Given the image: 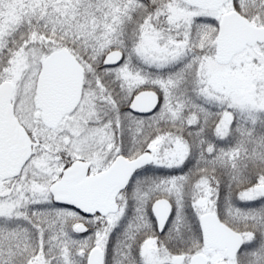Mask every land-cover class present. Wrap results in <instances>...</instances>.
Here are the masks:
<instances>
[{
  "label": "snow or ice",
  "instance_id": "1",
  "mask_svg": "<svg viewBox=\"0 0 264 264\" xmlns=\"http://www.w3.org/2000/svg\"><path fill=\"white\" fill-rule=\"evenodd\" d=\"M0 264H264V0H0Z\"/></svg>",
  "mask_w": 264,
  "mask_h": 264
}]
</instances>
